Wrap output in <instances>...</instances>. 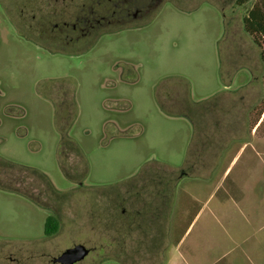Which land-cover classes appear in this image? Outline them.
Listing matches in <instances>:
<instances>
[{"label":"rangeland","instance_id":"obj_1","mask_svg":"<svg viewBox=\"0 0 264 264\" xmlns=\"http://www.w3.org/2000/svg\"><path fill=\"white\" fill-rule=\"evenodd\" d=\"M234 1L163 0L139 26L61 53L24 37L0 6V176L37 171L66 192L48 199L59 229L45 238L47 213L0 189V264H50L80 241V226L87 254L77 264H264V112L253 128L264 65L243 32L247 7ZM59 88L74 111L68 156L59 154ZM167 96L207 126L195 130L212 134L207 154L194 158L193 127L166 113ZM59 162L74 180L82 172L81 199ZM192 163L147 234L95 205L141 174ZM36 184L26 179L23 191Z\"/></svg>","mask_w":264,"mask_h":264},{"label":"flooded vegetation","instance_id":"obj_2","mask_svg":"<svg viewBox=\"0 0 264 264\" xmlns=\"http://www.w3.org/2000/svg\"><path fill=\"white\" fill-rule=\"evenodd\" d=\"M163 0H0V6L3 11L9 15L12 23L15 25L18 31L24 37H32L36 40L40 46L48 51L54 47L56 52H64V50L74 51L87 45L90 41L97 39L100 35L112 34L119 29L125 27H137L143 19L153 14L157 8L162 4ZM173 3V2H172ZM176 5V3H173ZM191 10V9H190ZM188 11V10H186ZM223 15V14H222ZM229 84L223 86V90H227ZM58 100L56 105V115L59 120L60 131V149L59 154H64V147L75 145L73 139L69 136V130L73 124L74 111L66 106L67 97L61 88L58 89ZM165 100H169L168 106L172 111L167 110L166 113H170L173 116L184 117L191 123L193 127V136L191 141V153L194 158H200L201 155L207 154L212 142V134H197L195 130H207L206 127H198L196 117L188 116L186 106H176L175 98L167 96ZM213 100V99H212ZM208 102H206L207 104ZM174 104V105H172ZM178 107V108H177ZM207 107V106H206ZM61 109V110H60ZM175 113V114H174ZM190 114H197L190 112ZM200 126V125H199ZM207 135V137H205ZM194 141H196L195 146ZM193 144V145H192ZM63 147V148H62ZM65 160H63L64 162ZM73 161H70V165L73 167ZM196 164L192 163L189 167L178 169L176 175L175 171H171V174L160 172V170L153 169L150 173H144L139 175L134 183L128 185L124 190H119L109 196H95L96 204L102 205L104 209L114 210L112 213V219L116 224H122L128 230H138L140 234H147L150 227H155V224L160 223L164 212L165 195L167 187L173 188L177 185V181L183 177H190ZM59 166L63 175L73 181L79 192L81 199V192L83 187L81 185V173L78 174L76 180L72 179L65 172L64 165L59 162ZM67 171V170H66ZM5 174L0 176V183L5 186H10L16 189L15 192L1 190L19 196L26 201L30 202L35 207L44 210L47 213L45 223L48 218H53L58 223L57 217L51 206L48 203L54 198H63L66 192L58 191L55 189L49 178L43 174H32L30 176H21L12 172L5 171ZM14 173V175H13ZM176 180H173V177ZM174 177V178H175ZM2 178L7 181L2 182ZM167 178H172L167 181ZM24 179V180H23ZM26 179L30 181H38L34 188H31L27 195L23 190V183ZM41 186L43 190H41ZM48 195L47 201L44 200V195ZM83 194V192H82ZM81 203V202H80ZM105 206H108L107 208ZM81 225V220H80ZM57 229V231H58ZM43 234L45 238H49L53 235H47L43 228ZM80 241L72 244L70 247H66L59 251L56 255L50 257V264H66L67 262L62 258V255L68 250L78 251L80 253L79 258L73 264L81 262V249L84 251V256L87 254L86 249L81 245V226L79 230Z\"/></svg>","mask_w":264,"mask_h":264},{"label":"trees","instance_id":"obj_3","mask_svg":"<svg viewBox=\"0 0 264 264\" xmlns=\"http://www.w3.org/2000/svg\"><path fill=\"white\" fill-rule=\"evenodd\" d=\"M234 4L239 8L247 7L242 17L243 32L247 34L252 39V42L260 49V60L264 65V0H235ZM263 112L264 107L254 123L253 128H255L256 124L260 121ZM0 188L7 191H16L13 187L5 186L1 183ZM57 229V221L53 218H48L44 226L45 233L47 235H54Z\"/></svg>","mask_w":264,"mask_h":264},{"label":"water","instance_id":"obj_4","mask_svg":"<svg viewBox=\"0 0 264 264\" xmlns=\"http://www.w3.org/2000/svg\"><path fill=\"white\" fill-rule=\"evenodd\" d=\"M79 255L80 253L76 251V249L68 250L62 255V258L67 262L66 264H73L78 260ZM83 255H84V251L81 249V259Z\"/></svg>","mask_w":264,"mask_h":264},{"label":"crops","instance_id":"obj_5","mask_svg":"<svg viewBox=\"0 0 264 264\" xmlns=\"http://www.w3.org/2000/svg\"><path fill=\"white\" fill-rule=\"evenodd\" d=\"M261 123H260V121L256 124V126H255V128L257 127V126H259Z\"/></svg>","mask_w":264,"mask_h":264}]
</instances>
